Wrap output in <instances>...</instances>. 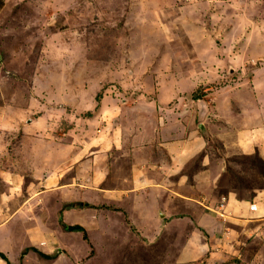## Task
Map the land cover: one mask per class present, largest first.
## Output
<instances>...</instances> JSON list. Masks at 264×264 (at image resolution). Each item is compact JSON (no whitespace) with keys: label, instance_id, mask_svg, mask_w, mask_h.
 <instances>
[{"label":"rangeland","instance_id":"1","mask_svg":"<svg viewBox=\"0 0 264 264\" xmlns=\"http://www.w3.org/2000/svg\"><path fill=\"white\" fill-rule=\"evenodd\" d=\"M252 82L264 94V0H0V220L21 204L14 264H264V223L236 224L229 246L211 239L212 253L176 219L219 198L233 216L229 197L264 187V160L231 138L264 130V115L250 124L244 111ZM164 142L185 147L173 170ZM76 152L80 190L69 168L64 201L41 194ZM141 165L160 191L144 190L154 180ZM200 170L214 173L216 201L199 193ZM65 201L83 202L62 219L84 233L60 225Z\"/></svg>","mask_w":264,"mask_h":264},{"label":"crops","instance_id":"2","mask_svg":"<svg viewBox=\"0 0 264 264\" xmlns=\"http://www.w3.org/2000/svg\"><path fill=\"white\" fill-rule=\"evenodd\" d=\"M254 85V82H252L249 86L251 87L249 88H244L241 89L240 92H242V90L245 92L244 96H247V105L245 107V112L246 114H248V116L251 117V123H256V121H254L255 119L258 122V118H261L264 115V94H262L261 92H259V87L255 86H251ZM248 87V86H247ZM247 110V111H246ZM255 118V119H254ZM264 124V123H263ZM27 128H31V127H27ZM239 132V133H238ZM236 133V135H234L235 137H231L235 139V143L237 145V150L239 154H244V155H253V154H258L263 160H264V130H260V132H255L252 134H249V132L246 131H238ZM167 142L162 143V148H164V146L167 148V151L169 153L171 152H176L175 156L173 155V158L171 159V162L169 163V168L173 170V168H176V166H179V150L182 149L184 150L185 147H181L179 149V146L176 144H173L172 146L168 147L166 146ZM187 145H191V143L189 142ZM186 145V148H187ZM185 146V145H184ZM111 148V147H110ZM194 146L191 145V149L193 150ZM107 150V149H106ZM110 150V149H109ZM108 150V151H109ZM178 150V153H177ZM67 151V147L65 148H61L59 149V151H56V153H59L58 156H62V159L64 158V154ZM98 151V150H97ZM108 151L106 153H108ZM55 153V154H56ZM105 153V154H106ZM108 155L110 156V154L108 153ZM96 157V155H94ZM71 159V160H70ZM70 162L68 163V161H66L67 163L65 164V166H63V170L59 176V180L58 182L56 181L55 184L51 187H47L44 188L41 192V194L47 193L50 195H61L65 200L66 197H64L66 195H68V191H69V187L67 184L70 183H62L61 179H63L62 175L64 176V172L66 169L72 168L74 169V177H73V182H71V184H76V187L74 186V190H80L78 184H81L79 182H81L83 180L80 169L82 167V165L84 164V160L79 159L78 156V152H76L75 157H70L69 158ZM186 163V162H185ZM159 164V163H158ZM98 165V164H97ZM184 165V164H183ZM158 167V166H157ZM141 171V173L143 175L146 176V179L151 181L154 180L153 183H149L148 181L144 184L145 188L144 190L149 189L151 192H153V190L160 191L159 188H162L163 185L160 184V182L158 180L152 179L151 177L146 173V167L141 165V169H138ZM201 172H198L196 174V177H198L199 181L197 183V188H199V193H201L202 197L203 195L206 196V198H214V201H216V197H214L210 191L211 188L214 186V184L212 183L214 180V173L205 170ZM207 172V173H206ZM142 177V176H141ZM3 178L5 182H7L8 187L11 189L9 190L12 194L15 189H18V185L14 182V178L11 174H3ZM49 176L45 177V183L46 181L49 179ZM65 179V178H64ZM63 179V180H64ZM13 180V181H12ZM62 180V181H63ZM157 184V185H155ZM140 187V188H142ZM210 187V191L209 188ZM137 189V188H132ZM208 189V190H207ZM164 192V191H163ZM2 194H6L5 192H1ZM15 193V192H14ZM256 193V194H255ZM255 195L253 196V200H247V199H243L242 200H237L236 198H231L229 197L228 199V205L230 203V207H231V211H235L237 210L238 212H235L233 214V216L230 214V212L225 211L223 208L219 209L217 206L219 205V199L217 202V204L214 205V207H208L205 206V208H200L198 206H194L193 210L188 212H177V216L179 218L176 217V219H180L179 221L181 222L182 220H186L187 224H188V228L190 231H192L193 236H192V240L189 241V244H191V242H199L200 238L202 239L203 242H201L202 244L200 245H196L191 247L190 246V251L188 252V257L187 259H191V258H197L198 257V248L200 246L199 249L203 250H208L211 251L213 253V249L212 248V243L211 239H215L216 236H222V238H224V245H228L227 241L228 238L230 236H234V235H238L239 233L237 232L236 229H233L232 227L235 228V226H237L236 224L239 223H244L247 222L249 225L251 224L252 221H257V223L259 222L260 224L264 223V187L263 188H258L255 189ZM176 196L182 198L183 200H185L184 204H186L188 201V199L194 200V198L192 196H187L188 194L186 193H181V192H176ZM16 196V195H15ZM15 196H13V200L15 199ZM158 197V194H157ZM156 197V198H157ZM121 198V197H120ZM150 198V197H149ZM153 198V197H151ZM155 198V197H154ZM62 201V202H63ZM156 201H159L156 199ZM253 201V202H252ZM67 202V201H65ZM64 202V203H65ZM193 202V201H191ZM252 202V203H251ZM19 203V202H18ZM64 203H62V205L59 207L62 209V212L64 211L63 209V205ZM167 202H163L158 204V206H161V208H167V211L171 208L170 206L166 205ZM209 203H212L211 201H209ZM12 206V204H11ZM16 207L14 210H11L9 212V215L0 220V252L4 253L7 260L2 258L0 256V264H14L15 263V257L17 255H15L16 253H14L10 247H13V245L17 242L18 240V236L16 235V218L19 217L18 221H21L23 219L20 218L19 215H21L20 209H21V204L19 203L18 205L16 204ZM59 209V211L61 210ZM6 209L3 206H0V214L5 213ZM58 211V212H59ZM159 211V209L157 210ZM222 212L224 214V216H222L219 212ZM175 212V213H176ZM159 213H161V215H164L163 211H159ZM172 213V211H171ZM255 215V216H254ZM226 218H229V220H226ZM263 220V221H262ZM259 224V225H260ZM233 225V226H232ZM259 225L257 227H259ZM23 226V225H22ZM253 226L256 225H250L249 229ZM5 229V231H3ZM230 229H232V231L230 232ZM262 226L259 227V231L261 232ZM36 238H35V242H33V245L39 244V242H41V240H43L42 238L45 235V228L40 226L37 227L36 229ZM200 233V234H199ZM226 234L228 236H226ZM49 236V235H48ZM49 238V237H46ZM4 242L6 245H4ZM198 244V243H197ZM209 245H211L209 247ZM221 245V244H218ZM10 248V249H9ZM192 251V252H191ZM210 252V253H211ZM211 253V254H212Z\"/></svg>","mask_w":264,"mask_h":264},{"label":"trees","instance_id":"3","mask_svg":"<svg viewBox=\"0 0 264 264\" xmlns=\"http://www.w3.org/2000/svg\"><path fill=\"white\" fill-rule=\"evenodd\" d=\"M206 137L209 138L210 136L206 134ZM246 157H252L254 155H244ZM83 205V202L82 201H71L69 203H65L63 205V208H66V207H69V206H79L81 207ZM58 221L60 223V225L63 227V229L65 230H68V231H80V232H83L84 233V227L82 225H79V224H69V223H65L62 219V209L58 212ZM30 249H33V250H37L36 247L34 246H30L29 247ZM26 249H24L23 251H25ZM41 255H43L44 257H50V255H47L46 253H41ZM0 256L4 259L7 260L6 256L4 253L0 252Z\"/></svg>","mask_w":264,"mask_h":264},{"label":"built area","instance_id":"4","mask_svg":"<svg viewBox=\"0 0 264 264\" xmlns=\"http://www.w3.org/2000/svg\"><path fill=\"white\" fill-rule=\"evenodd\" d=\"M221 203H223V202H221ZM222 205H223V204L220 205V203H219V205H218L217 207H218L219 209H222V208H221ZM208 207L210 208V206H208ZM218 212H219V211H218ZM220 214H221L222 216H224V214H223L222 212H220Z\"/></svg>","mask_w":264,"mask_h":264},{"label":"water","instance_id":"5","mask_svg":"<svg viewBox=\"0 0 264 264\" xmlns=\"http://www.w3.org/2000/svg\"><path fill=\"white\" fill-rule=\"evenodd\" d=\"M201 127V126H200Z\"/></svg>","mask_w":264,"mask_h":264}]
</instances>
